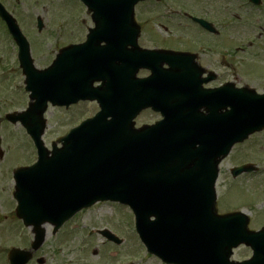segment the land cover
<instances>
[{
  "label": "water",
  "instance_id": "95a60500",
  "mask_svg": "<svg viewBox=\"0 0 264 264\" xmlns=\"http://www.w3.org/2000/svg\"><path fill=\"white\" fill-rule=\"evenodd\" d=\"M140 1L88 0V7L97 27L103 18L130 21L129 26L137 31L126 39L137 48L140 29L135 26L134 6ZM39 25L42 28L41 20ZM145 59L138 62L143 64ZM32 65L29 89L33 88L31 98L36 102L29 108L31 136L42 151L40 167L47 169L33 178L34 249L44 242L43 223H53L58 229L81 209L111 201L131 207L147 249L168 264H264V230L251 232L249 218L243 213L220 216L215 190L219 164L232 147L264 128V99L250 97L243 99V105L231 104L217 129L211 118L171 116L167 122L140 130L134 129L131 120L87 125L62 140L81 145L80 150L65 147L60 155L54 153L55 162H47L50 158L41 140L46 96L36 92L41 90L45 72ZM114 135L122 138L114 141ZM161 141L168 156L161 155ZM252 170V166H244L232 174L237 177ZM105 235L114 239L107 232ZM241 244L252 248L253 258L231 262L233 249ZM11 256L13 264H27L31 259L30 253L18 250Z\"/></svg>",
  "mask_w": 264,
  "mask_h": 264
},
{
  "label": "rangeland",
  "instance_id": "374dc122",
  "mask_svg": "<svg viewBox=\"0 0 264 264\" xmlns=\"http://www.w3.org/2000/svg\"><path fill=\"white\" fill-rule=\"evenodd\" d=\"M1 1L23 22L31 40V54L35 66L40 69L52 64L60 47L83 41L89 28L93 27L90 16L86 15V8L79 0ZM185 13L209 19L223 34L218 40L225 45L226 41L221 40L226 38L227 46L232 45L231 48H227L231 57L222 59L224 55L221 54L226 48L216 51L213 48L215 45H209L208 42L203 48L198 49L200 46L198 28L184 17ZM38 17L43 19L45 25L44 31L40 34L36 28ZM135 17L142 27V35L139 37L141 47L190 48L193 52L202 54L200 60L207 66L215 64L214 66L218 68V62L223 60V64L227 65V60L233 63L230 64L237 68L235 70H239L243 76L241 81L243 84L259 91L264 86V0L262 7L259 8L249 5L247 0H154L149 4H140ZM259 33L262 35L258 37ZM17 63L14 55L5 50V44H0V99H5L0 101L1 112L23 109L29 102ZM79 108L65 115L61 109L49 107L45 116L48 127L43 138L48 148L52 142L82 119L92 116L96 110L89 104L83 105L82 109ZM156 119V116L146 113L136 121L137 127L145 123L151 124ZM6 129L4 124L2 135ZM4 146L10 148L8 142ZM34 152L31 146V161ZM28 159V155L21 156L18 151H14L8 161L9 165H19ZM246 163L257 165L259 171L233 179L230 170ZM216 188L220 213L244 211L250 215L251 230H259L264 226V132L233 149L231 155L221 164ZM0 205L4 214L9 217L7 221L0 222V264H7L8 251L14 246L23 247V242L19 238L22 232L20 233L16 220L10 214L12 211H7L2 200ZM131 215L127 208L119 204L94 206L93 209L80 213L71 225L67 224L69 227L66 225L65 234H63L65 230L56 236L49 232L46 245L39 255L45 254L47 264H162L157 258L147 254V250L136 239L134 219ZM10 225L18 229L7 231L6 228ZM95 229L111 230L124 239V244L116 247L95 232L89 235ZM26 232L28 234V231ZM251 255L248 248L241 247L234 252L232 259L241 261L250 258ZM31 264H36L35 260Z\"/></svg>",
  "mask_w": 264,
  "mask_h": 264
},
{
  "label": "flooded vegetation",
  "instance_id": "af4514ba",
  "mask_svg": "<svg viewBox=\"0 0 264 264\" xmlns=\"http://www.w3.org/2000/svg\"><path fill=\"white\" fill-rule=\"evenodd\" d=\"M15 18L18 22V25L21 31L23 32L25 37L28 39L31 45L30 37L25 30L23 22L20 21L17 17ZM215 28L217 29L216 26ZM198 32L199 34L197 35H200V46L198 47V49L203 48V45H206L208 42L209 45L210 44L215 45L213 48L216 49V51L219 49L223 50L224 48H226L224 49V53L221 54V55H224L222 59L228 56L227 48H231L232 45L229 47L227 46L228 40L226 38L221 40L223 42L226 41L224 42L225 45H223L222 42L218 40L220 39V37H223V34H221L220 31L219 32L217 31L209 32L208 30L203 29L201 26H198ZM192 39L194 42H196L194 38ZM0 41H1L0 44H3V45L5 44V50L7 52L12 53L13 55L18 53L19 46L17 45L16 41L12 37L11 33L9 32L6 23L1 18H0ZM156 43L159 44L158 41ZM158 48H161V47H158ZM165 49H171V48H165ZM172 50H176L179 52H188V53H192L195 55L193 59L185 58V59L179 60V64L175 66L176 68H174L172 72V77L173 79H175V82H176V88L174 90L175 93L188 95L191 98L192 96L198 97V95H201L202 93L203 98L211 100V99H214L215 96H212V93H208V92H213V91H216L217 89H221L225 87L227 83L229 82H233L235 86L241 87L240 83L238 82V79H239L237 76L238 72L237 70H235L236 69L235 66L232 65L233 63L230 64L226 60L227 65L226 64L224 65L223 60H221V62H218V68L214 66L215 64L213 65L209 64V66H207L206 64L201 62L200 55L202 54H199V52H193V50L190 48H182L178 46L173 48ZM228 71L230 74L228 73ZM231 76H233L234 79H231L230 78ZM180 81H183L185 83L184 88L182 90H180L181 88L179 87ZM164 93H166L167 95L166 90L160 91L159 93H155L154 91H152V95L156 96V98L163 97ZM221 94L222 92H220V95ZM79 107H82V103H79V105L72 107L73 108L72 111H75ZM20 110L21 109L13 110V111L15 113L23 112ZM146 113L147 112H144V114ZM3 123L5 124L7 129H6V132H3V135H2L4 151H3L2 157H0V200H2L5 207L8 209L7 211H12V213L10 212V214L14 218V220H16L18 224V228L25 229L26 227L23 221L19 220L17 217L18 201H17L15 193L17 192L21 194V193L27 192L26 191L27 183L29 184V181L31 180L30 171H29L28 176H25L24 174L19 172L20 170L31 168V140L27 134L26 129L23 128V125L21 123L11 124L7 122L6 120H2V125ZM2 129H3V126H2ZM6 142H8V144L10 145L9 149L5 148L4 146ZM14 151L15 152L18 151L21 156L28 155L29 157L28 161L25 160L23 164H19V165H9L8 160L11 159V157L14 154ZM0 210H1L0 212L1 222H3V220L7 221L9 217L4 214L3 212L4 210L1 207V205H0ZM18 228L13 225H10V226H7L6 230L7 231H9L10 229L16 230ZM26 230H28V234H23L21 237V240L23 242L22 244L23 249H29L31 247V242L33 240V236L30 234L31 228H27ZM41 251L43 250L41 249ZM41 251L39 250L38 252L33 254L34 259L31 261V263L35 260L36 264H40L39 261H41L42 258L44 259L43 264L48 263L47 259L45 258L44 253L39 255V252L41 253Z\"/></svg>",
  "mask_w": 264,
  "mask_h": 264
}]
</instances>
